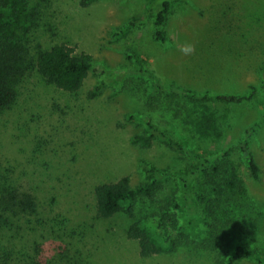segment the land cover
Here are the masks:
<instances>
[{"label":"rangeland","instance_id":"374dc122","mask_svg":"<svg viewBox=\"0 0 264 264\" xmlns=\"http://www.w3.org/2000/svg\"><path fill=\"white\" fill-rule=\"evenodd\" d=\"M152 2L8 0L3 12L6 21H13L9 35L26 37L32 52L66 44L77 54H89L92 68L75 95L28 73L16 105L0 115L1 182L8 180L37 200L34 212L0 208V264H224L208 243L172 227L169 233L178 244L143 257L127 236L129 220L123 213L111 218L97 213L96 185L124 176L136 185L144 179L146 164L159 169L190 165L159 140L150 148L134 144L133 135L144 128L128 121L129 114L149 115L159 129L172 128L184 145L216 155L241 140L264 113V0H179L165 26L166 43L153 38L151 21L115 36L125 23L143 20ZM36 4L40 20L31 29ZM135 55L166 87L245 94L253 85L256 93L239 105L181 95L161 98L151 108L144 97L150 85L135 72ZM251 149L259 180L249 176L235 151L232 160L264 215V125ZM171 189H177L175 182L166 193ZM136 207L145 214L142 200ZM242 237L264 258V240Z\"/></svg>","mask_w":264,"mask_h":264},{"label":"trees","instance_id":"16d2710c","mask_svg":"<svg viewBox=\"0 0 264 264\" xmlns=\"http://www.w3.org/2000/svg\"><path fill=\"white\" fill-rule=\"evenodd\" d=\"M95 1L83 0L86 5ZM178 1L154 0L143 20L125 23L115 36L122 38L135 27L151 21L153 38L166 43L165 26ZM7 5L8 0H0V115L16 105L21 83L30 72L37 73L44 82L58 89L77 94L92 68V57L77 54L66 44L36 47L32 52L26 37L17 40L8 34L13 21H6L3 10ZM37 7L36 4L31 29L40 20ZM135 57V72L145 77L150 85V91L144 90V97L151 108L157 107L156 104L159 105L165 98L181 95L195 102L217 101L239 105L251 101L256 93L253 85L245 94L198 93L189 88L166 87L150 69L143 67L138 56ZM128 58L132 55L128 54ZM262 74L264 78V69ZM131 89L137 92L139 88ZM127 120L138 122L144 128L143 132L133 135L134 144L150 148L155 140H159L188 158L190 165L184 169H159L146 164L144 179L136 185L132 184L129 176L96 185L94 195L99 217L111 218L123 213L129 220L127 236L138 243L143 257L178 244V239L169 233L172 227L181 236L208 243L220 263L236 264L241 260L254 259L264 264V258L256 254L242 237V234H250L261 243L264 240V215L257 201L249 197L245 180L232 160L235 151L249 176L254 181L260 179V166L251 149V140L264 125V113L248 125L241 140L216 155L184 145L172 128L159 129L149 115L140 111L129 114ZM172 182L177 189L166 193ZM139 200H142L144 215L138 214L136 205ZM0 208L7 212L20 209L34 212L37 200L30 193L19 192L8 180L2 183L0 179Z\"/></svg>","mask_w":264,"mask_h":264}]
</instances>
